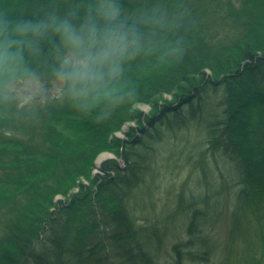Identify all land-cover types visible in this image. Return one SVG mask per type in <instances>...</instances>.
<instances>
[{
  "label": "trees",
  "instance_id": "trees-1",
  "mask_svg": "<svg viewBox=\"0 0 264 264\" xmlns=\"http://www.w3.org/2000/svg\"><path fill=\"white\" fill-rule=\"evenodd\" d=\"M239 1L222 17L240 33L258 31L260 0ZM212 3L0 0V68H9L0 75V264H156L160 233L180 210L189 234L202 235L210 200L185 205L181 193L171 215L158 214L173 152L186 170L201 167L208 188L217 178L211 156L231 159L264 257V47L220 38L206 21ZM69 57H90L92 74L69 78ZM23 78L63 87L23 105L10 90ZM77 138H105L97 144L116 158L93 175L100 150L61 149ZM194 244L176 242L166 264L206 263L212 244Z\"/></svg>",
  "mask_w": 264,
  "mask_h": 264
},
{
  "label": "rangeland",
  "instance_id": "rangeland-1",
  "mask_svg": "<svg viewBox=\"0 0 264 264\" xmlns=\"http://www.w3.org/2000/svg\"><path fill=\"white\" fill-rule=\"evenodd\" d=\"M201 1L208 2V0ZM212 2H214V5L212 3L210 6L213 11L207 16L206 21L220 38L226 37L233 39L238 35H243L250 41L251 46L255 44L256 47H264L263 24H260L258 31L250 30L246 33H240L235 28L236 21L231 19L224 20V17H222L225 11V4L234 2L238 8H241L239 0H212ZM257 2H259L258 12H263L264 14V0ZM258 12L256 14H259ZM262 21L264 22V17H262ZM8 72V67L0 68V75H6ZM10 86V90L15 92L18 101L23 105H29L30 103H38L43 98H47V95H57L63 87V84L62 82H54L46 86L38 80L23 78L11 80ZM165 99L171 101L172 97L165 96ZM139 107L144 113H151L148 105H140ZM130 125H126L116 136L121 139H126V132ZM77 139L64 140L61 144V149L68 153L88 150L95 154L100 150L101 152L99 151L100 154L94 162L95 168L92 170L93 175L102 173L101 166L105 161L116 158L113 152L104 151L103 145L97 144L104 142L105 138L103 140L92 139V142L88 141L89 138ZM113 150L115 151V149ZM104 155H108V158L99 164L100 157ZM171 155L170 159H172V163L175 166L170 171L167 170V176L165 173L163 175V190L157 198L159 201L158 204L160 205L159 210H161L158 214L164 217L171 215L169 214L170 209L176 207L178 202L177 195L182 193L185 205L187 201H197L199 204L205 206V201L210 200L207 205L210 207L211 216L208 221H203L199 224V227L203 228V234L200 236L198 234L196 236L189 234L190 222L184 213L181 215V210L177 216H170V219H173V221H170L167 225H170L172 228H167V230H163L160 233L164 245L161 249H154L155 251H153V255L157 260L156 264H166L169 261H174L175 254L173 252V245L176 242L184 243L190 237L195 243L194 247L198 249L204 246L205 243L212 244L213 249L209 260L206 263L199 264H264V257L262 258L263 247L260 238L256 235L259 228L255 224L257 217L254 211L253 214L247 212L246 205L242 202V196L237 192V184L235 183L234 173L232 172L234 166L232 165L231 159L226 154L218 155L216 160L211 156L210 162L215 167L217 178H211L209 180L211 187L208 188L205 179H203L201 167L198 165L190 166L191 168L186 170L185 167H182L184 161L181 164L179 163V160L183 157H176V152L171 153ZM60 199L58 198V201ZM211 201L214 202V209L210 204ZM250 211L252 212L251 209ZM260 216L264 219L263 213ZM166 232L167 235H165ZM190 263L187 261V264Z\"/></svg>",
  "mask_w": 264,
  "mask_h": 264
},
{
  "label": "clouds",
  "instance_id": "clouds-1",
  "mask_svg": "<svg viewBox=\"0 0 264 264\" xmlns=\"http://www.w3.org/2000/svg\"><path fill=\"white\" fill-rule=\"evenodd\" d=\"M69 31V39L73 43L74 46L79 47L82 44V40L80 37L71 34ZM111 55L110 51L105 50L99 54V59L101 61H106L109 59V56ZM91 58H85V59H79V60H73L71 57L65 60V64L71 66L72 71L67 73V76L69 78H75V77H88L92 74V65L90 63ZM62 76L66 75L64 72L61 73Z\"/></svg>",
  "mask_w": 264,
  "mask_h": 264
},
{
  "label": "bare ground",
  "instance_id": "bare-ground-1",
  "mask_svg": "<svg viewBox=\"0 0 264 264\" xmlns=\"http://www.w3.org/2000/svg\"><path fill=\"white\" fill-rule=\"evenodd\" d=\"M106 158H108V155H104V156L100 157L98 163L100 164V162H102Z\"/></svg>",
  "mask_w": 264,
  "mask_h": 264
},
{
  "label": "water",
  "instance_id": "water-1",
  "mask_svg": "<svg viewBox=\"0 0 264 264\" xmlns=\"http://www.w3.org/2000/svg\"><path fill=\"white\" fill-rule=\"evenodd\" d=\"M112 159V158H111Z\"/></svg>",
  "mask_w": 264,
  "mask_h": 264
}]
</instances>
